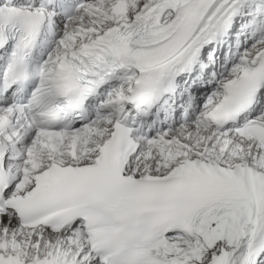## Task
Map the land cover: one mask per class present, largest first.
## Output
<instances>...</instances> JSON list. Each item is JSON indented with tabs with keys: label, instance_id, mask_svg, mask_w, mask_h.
Instances as JSON below:
<instances>
[{
	"label": "snow or ice",
	"instance_id": "6c2138e0",
	"mask_svg": "<svg viewBox=\"0 0 264 264\" xmlns=\"http://www.w3.org/2000/svg\"><path fill=\"white\" fill-rule=\"evenodd\" d=\"M0 264H264V0H0Z\"/></svg>",
	"mask_w": 264,
	"mask_h": 264
}]
</instances>
